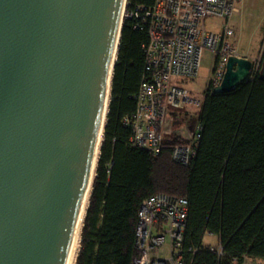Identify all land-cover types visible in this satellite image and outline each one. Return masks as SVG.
Wrapping results in <instances>:
<instances>
[{
  "label": "water",
  "instance_id": "water-1",
  "mask_svg": "<svg viewBox=\"0 0 264 264\" xmlns=\"http://www.w3.org/2000/svg\"><path fill=\"white\" fill-rule=\"evenodd\" d=\"M121 3L0 0V264H64ZM250 64L228 54L212 90L245 80Z\"/></svg>",
  "mask_w": 264,
  "mask_h": 264
},
{
  "label": "trees",
  "instance_id": "trees-1",
  "mask_svg": "<svg viewBox=\"0 0 264 264\" xmlns=\"http://www.w3.org/2000/svg\"><path fill=\"white\" fill-rule=\"evenodd\" d=\"M150 1L126 0L125 7ZM131 22L122 17L73 264H128L136 254L138 203L160 190L187 198L182 240L196 247L190 264H231L230 257L244 251L264 261V79L257 72L229 90L206 91L195 114L200 136L187 164L170 158L171 144L187 140L172 131L157 154L130 146V128L120 118L133 110L146 40ZM206 229L223 242L218 258L203 241Z\"/></svg>",
  "mask_w": 264,
  "mask_h": 264
},
{
  "label": "built area",
  "instance_id": "built-area-1",
  "mask_svg": "<svg viewBox=\"0 0 264 264\" xmlns=\"http://www.w3.org/2000/svg\"><path fill=\"white\" fill-rule=\"evenodd\" d=\"M239 1L151 0L126 8L125 0L123 16L131 18V25L146 33V40L141 44L142 69L132 93L133 110L123 113L120 118L130 128L127 136L130 146L157 154L165 134L171 132L168 110L181 108L185 103L198 104L206 91L219 81L227 55H244L227 39L233 31L228 19L237 10ZM206 14L222 18L219 30L205 28ZM204 47L213 51V65L207 85L195 94L177 81H171V76H195ZM262 48L264 34L260 50ZM261 57V54L249 57L251 64L245 80L252 79L258 72ZM201 126V122L195 120L187 140L171 144L172 160L182 164L189 162L195 154ZM187 208V198L182 194L160 190L141 198L134 224L136 254L131 256L128 264H190L196 247L184 244L182 240ZM204 234L214 236V243L206 246L218 258L224 252L223 242L210 229ZM230 259L231 264H256L257 257L244 251Z\"/></svg>",
  "mask_w": 264,
  "mask_h": 264
},
{
  "label": "rangeland",
  "instance_id": "rangeland-1",
  "mask_svg": "<svg viewBox=\"0 0 264 264\" xmlns=\"http://www.w3.org/2000/svg\"><path fill=\"white\" fill-rule=\"evenodd\" d=\"M240 1L238 3V5L241 3L240 10L239 12H235L234 13L235 16L233 15V17L239 20L238 17L244 15V18L242 20V25L239 24L238 26H236V24L234 25V23L232 22L233 31L228 35V38L232 39L236 35L240 37V40L243 43V48H241L239 45L232 43L238 52L246 53L253 51L254 56H257V54L259 55L261 54V56H264V48L260 50V45L264 34V17L262 24L260 26L258 39H257L258 29L254 28V23L258 19L261 11H263L264 9V0H240ZM220 19L222 20L221 17L212 14H206L205 23H204L205 28L216 29L217 27H219ZM251 34H252L251 44L247 45L246 43L245 45V42L247 41L248 37H251ZM213 58H214L213 51L209 48L204 47L200 53L196 75L193 77L171 76V81H177L184 88L190 90L195 94H198L207 85L208 78L211 73V68L213 65ZM197 108L198 105L194 103L183 104V107L181 108L182 112L180 113V116L177 115L179 117L178 118L179 120L178 122L174 123L173 126L174 129L176 130L178 128V125H180L183 129H186L187 131L189 129L188 125L191 123V119H193V117L195 119ZM171 110L172 109H169L170 116L173 114L172 112H170ZM194 119L192 121H194ZM203 241L207 243H214L215 238L214 236H207L204 234ZM256 264H264V261L257 259Z\"/></svg>",
  "mask_w": 264,
  "mask_h": 264
},
{
  "label": "bare ground",
  "instance_id": "bare-ground-1",
  "mask_svg": "<svg viewBox=\"0 0 264 264\" xmlns=\"http://www.w3.org/2000/svg\"><path fill=\"white\" fill-rule=\"evenodd\" d=\"M124 3H125V0H122L121 8H120V19L122 18V15H123ZM120 19H119L118 26L116 29V34L114 37V42H113L112 51L110 54V60H109L108 68H107V73H106L104 92H103V98H102V108H101V112H100L98 128L96 131L95 145H94V150H93V155H92L91 166H90V169L88 172V176H87V180H86V183L84 186L82 198H81L80 205H79V208L77 211L72 235L70 237V241H69V244L67 247L64 264H73L74 263L75 254H76V251H77V248L79 245V231H80V227H81L82 216H83L85 206L87 203L89 190L91 187V180H92V177L94 174V165H95V161H96L97 154H98L99 143H100L101 137H102V130H103V124H104V120H105L107 101L109 98L110 76H111L113 62L115 59L117 42H118V38H119L118 36H119V31H120Z\"/></svg>",
  "mask_w": 264,
  "mask_h": 264
},
{
  "label": "crops",
  "instance_id": "crops-1",
  "mask_svg": "<svg viewBox=\"0 0 264 264\" xmlns=\"http://www.w3.org/2000/svg\"><path fill=\"white\" fill-rule=\"evenodd\" d=\"M241 2V1H240ZM241 4V3H240ZM240 4L238 5V8H237V10H235V11H233L232 13H231V15H230V17H229V22L233 25V23H234V25L236 24V26H238L239 24H241L242 25V20H243V18H244V15H241V16H239L238 18H239V20L237 19V18H235V17H233V15H234V13L235 12H239V10H240ZM235 16V15H234ZM263 17H264V9H263V11H261V13H260V15H259V17H258V19L256 20V22L254 23V28L255 29H258V36H257V39H258V37H259V31H260V26H261V24H262V21H263ZM221 19H220V21H219V27H217L216 29H212V28H206V29H210V30H219L220 29V27H221ZM233 22V23H232ZM204 23H205V18H204ZM214 25V24H213ZM227 39L230 41V43L232 44V43H234V44H236V45H239L241 48H243V43L241 42V40H240V37L238 36V35H236L235 37H233L232 39H229L228 38V36H227ZM252 40V34H251V37H248V39H247V41L245 42V45H246V43H247V45H250L251 44V41ZM233 45V44H232ZM242 53V52H241ZM242 54H244V55H246V56H248V57H250V56H252L253 55V51H250V52H243ZM182 108V107H181ZM181 108H178V109H175V110H171L170 112H172L173 114L170 116V114H169V110H168V112H167V115L171 118V123H172V128H171V131L173 132V133H175V134H177V135H180V136H182L183 138H187V137H189V135H190V133H191V130H192V128H193V123L195 122V120H196V117H195V119H194V117H193V119H194V121H192L193 119H191V123L188 125V130L186 131V129H183L180 125H178V128L175 130L174 129V123H176V122H178V116L177 115H179L180 116V113L182 112L181 111Z\"/></svg>",
  "mask_w": 264,
  "mask_h": 264
}]
</instances>
